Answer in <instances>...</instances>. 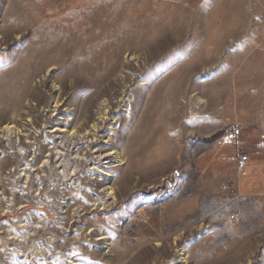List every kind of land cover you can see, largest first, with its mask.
<instances>
[{"label": "rangeland", "instance_id": "374dc122", "mask_svg": "<svg viewBox=\"0 0 264 264\" xmlns=\"http://www.w3.org/2000/svg\"><path fill=\"white\" fill-rule=\"evenodd\" d=\"M6 34L0 125L25 124L29 138L23 154L0 134V149L12 151L0 191L22 206L3 214L0 193V264H264V0H0ZM53 47L48 60H29L35 48ZM117 47L118 69L106 75L104 57ZM121 75L128 80L118 86ZM55 84L63 89L57 104ZM109 103L95 140L92 132L77 144L55 137L63 134L56 127L86 118L90 130ZM94 145L119 150L122 162L96 159ZM101 170L119 194L111 209L93 205L92 192L105 196ZM48 199L66 206L60 212L72 206L63 213L69 230L57 226ZM33 216L47 218L59 253L31 254L49 232L26 244L10 239L7 228L21 235L17 225ZM84 225L92 239L78 241ZM103 235L111 252L94 240Z\"/></svg>", "mask_w": 264, "mask_h": 264}, {"label": "bare ground", "instance_id": "6f19581e", "mask_svg": "<svg viewBox=\"0 0 264 264\" xmlns=\"http://www.w3.org/2000/svg\"><path fill=\"white\" fill-rule=\"evenodd\" d=\"M52 34H54V33H52ZM180 36H181V34H179L178 36H175V37L178 38ZM86 40L87 39H85V38L82 37V38H80L79 43L86 42ZM7 42H8L7 41V34L0 36V44L6 45ZM55 48L56 47H53L52 50H44V49H37V48H35L34 52L29 57V60H32V59L36 58L37 56L43 57V60H48L49 53L52 52V51H54ZM121 52H122L121 47H117V48L112 49V52L108 53L104 57L105 58V63L107 65V70H106V73L107 74L106 75L113 74V72H115L118 69V64H119V61H120ZM33 64H35V63H33ZM128 66H130V64L123 63L121 65V68H122V70H125L126 68H128ZM127 78L128 77L123 76V75H121L118 78H116V81H117L118 86H120L123 83H126L127 80H128ZM56 86H57L58 91L54 95V99H55V103L57 104L59 102V100H60L59 96L62 93V90L63 89H62V86H59V85H56ZM121 86H123V85H121ZM105 101H106V99H105ZM197 101H198L197 103H201V101L198 98H197ZM109 105H110V103L107 104L105 107H100V110H99L100 115L98 117V120H94L95 118L93 119L94 121H93V124L91 125V129L90 130H87L86 129V125L89 124L88 123V119L86 118V120H84V122H82V123L77 122L76 125L73 128H69L68 129V128L56 127L54 129V131H57V132H60V133L62 132L63 134L62 135L61 134L60 135H57L56 134L55 137H57L58 139H61L62 142H65V141H67V140L70 139V140H72V142H75L76 143V141H79V142L82 141L83 142L85 138H89V136H91L90 134L92 132L93 138L91 140H93V139L95 140V138L98 137L97 132H99L100 127L102 126L103 122L106 121L107 116H108V114L110 112V110H109V107L110 106ZM54 110H57V106H55ZM84 129H86V130L84 131ZM54 131H52V133ZM82 131H84V133H81ZM0 134L1 135L3 134V136L7 137L6 144L8 143V145H12V148H13V144L18 143V141H19L20 144L18 145V147L20 149L19 148L18 149L20 151L22 150L23 151V154L25 153L24 152V147H22V145H21V143L23 142L22 137L24 135L29 138V136H28L29 133H27V128L25 127V124H23L21 126L18 121H15V120L10 121V122H8L6 124L0 125ZM74 139H75V141H73ZM34 144H36V142ZM69 144H70V142H69ZM9 148H11V147H9ZM91 149L94 150L93 153H99V154H97L98 156L95 155L96 156V159H101V157H103V156L105 158H107V157L109 158L111 156V157H114L115 161L122 162V160H123V158H122L121 153L119 152V150H115V151L112 150L111 152H109L107 154H103V151H101V149H95V145L94 146H91ZM11 152L9 151V153H11ZM9 153H6L5 150L0 149V184L2 183V185H4V184H3V182H1L2 175H3V172L1 170L3 168L2 166L6 162V159L8 158L7 156L9 155ZM111 159L108 160L106 163H112L113 161H111ZM28 164H31V163H28ZM66 166H68V165H66ZM96 168L101 169L100 167H96V166L95 167L93 166L92 169H96ZM28 169L32 170V168H30L29 166H26V165H24V169L23 170L21 169V172L22 171L25 172L24 173V176L25 177L23 176L24 177V180L26 181L25 183H29L28 180H29V177L31 176L30 175V171H27ZM65 169L63 170L61 176L64 177V178L65 177L67 178L68 175H67V172H66ZM74 172H76V171H74ZM100 173H104L105 175L107 174V178H106L107 179V186L104 188V191H105L104 194H105V196H102L101 197L98 192H97V194H96V192H92V193H94L96 195V198L95 199L93 198L94 199V204L93 205L98 206V207H101L102 206L101 208H103V209L104 208H109V207H114L115 204H116V202L119 199V194H118L117 189L111 183V179H110L111 178L110 177L111 176L110 175L111 173L106 172L104 170H101ZM35 176H36V174H35ZM16 187L18 189V187H19L18 183L16 184ZM0 193H1V195H2V197L4 199H7V206L5 207V209L3 208L4 209L3 210V212H4L3 214L6 215L8 213V211H9L10 207L12 205L14 206V203H16L15 202L16 201V197H15V194L14 193H12V195L10 197L9 196H6L4 194V192H3V189H1ZM68 200H72V198H70V199L68 198ZM2 201L3 200L0 199V205L2 204ZM47 203H49L50 209L52 211H54L55 214L58 215L57 226L60 227L61 229L65 230V231L69 230L70 229V226H69L70 225V222L68 220H65V218H67L68 216H66V215L64 216L63 213H67V212L69 213L68 210L71 209L72 206L70 208V204H69L67 206L68 209H66L65 211H63V209H62V212H60V211H58V208L60 209V207L64 208L66 206H63V205L61 206L58 202H54V201L49 200V199H48V202ZM62 203H64V202H62ZM20 204H21V202L20 201H17V203H16L15 206H17L18 208H22V206ZM84 209L85 208H82L81 205H79L78 207L72 209L73 210L72 217L73 218L76 217L78 221L81 220V218L83 216L82 215V212L85 211ZM109 209H111V208H109ZM1 210L2 209H0V211ZM1 214L2 213H0V215ZM26 218H23L22 220H26ZM32 219H33V221H32V224L31 225H30V222L29 221H27L26 223L24 222V224H18L17 225L18 228H19L18 232L21 235H19L18 233H15V231H14L15 228L14 227H8L7 228V230H8V236H9V234L10 235L13 234V236H11V238L10 237L9 238L12 239L15 242H24L26 244V242L30 243L33 240L32 237H36L37 236L39 238L40 237L39 235H40L41 232H43V233L49 232V235L48 236L42 237L38 242H33L34 240L32 241L33 243L31 244V248H30L32 250V253L31 254H34V257L35 258H40V257H42V255H45L46 257H50L51 255H55V254L59 253V250H58L59 249L58 248L59 246H58V244L61 241V239H60V237L56 236L54 233L51 232L52 231L50 229L51 226L47 225V222H46V219L47 218H45L44 216H41V217H36L35 216ZM30 227H31V229H30ZM84 229H85V225L84 226H80V227H78L76 229V232H75L76 235H75V237H77V239H79L78 241H85V240H83L84 238H89V234L88 233H92V231H89V232H87L85 234V230ZM89 239H92V237H90ZM111 239H112L111 236H109V235H103L102 237H98L97 239H94V240L95 241H102V240H104L105 243H106V245H105L104 248L108 249L107 252H111L112 249H113V245H114V242ZM14 248L19 252V254H18L19 256H24V253L22 252V250L20 248L17 247V245L14 246ZM180 253H181V260L183 262H186V253H184V249L183 250L180 249ZM79 259L80 258H71V259L66 258V260H69V263L70 264H81L79 262Z\"/></svg>", "mask_w": 264, "mask_h": 264}, {"label": "built area", "instance_id": "2783aa9c", "mask_svg": "<svg viewBox=\"0 0 264 264\" xmlns=\"http://www.w3.org/2000/svg\"><path fill=\"white\" fill-rule=\"evenodd\" d=\"M229 130H230L229 135H228L229 138L230 139L235 138L236 134L238 133L237 127H232ZM239 160H240V167H242V168H244L245 165L247 164V162L249 161L247 155L241 156ZM232 218H234V216H232Z\"/></svg>", "mask_w": 264, "mask_h": 264}]
</instances>
